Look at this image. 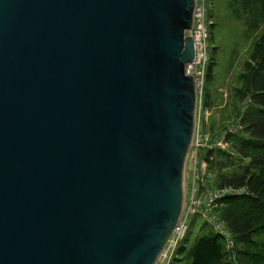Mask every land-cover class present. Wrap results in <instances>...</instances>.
I'll return each instance as SVG.
<instances>
[{
    "label": "water",
    "instance_id": "obj_1",
    "mask_svg": "<svg viewBox=\"0 0 264 264\" xmlns=\"http://www.w3.org/2000/svg\"><path fill=\"white\" fill-rule=\"evenodd\" d=\"M195 0H0V264H156L184 206Z\"/></svg>",
    "mask_w": 264,
    "mask_h": 264
},
{
    "label": "rangeland",
    "instance_id": "obj_2",
    "mask_svg": "<svg viewBox=\"0 0 264 264\" xmlns=\"http://www.w3.org/2000/svg\"><path fill=\"white\" fill-rule=\"evenodd\" d=\"M236 15L237 9H231V0H207L205 54L202 64L193 72L198 82L196 124L184 171V213L189 210L187 204L191 198L200 204L199 211L189 216L184 238L187 247L204 230H214L215 224L227 230L217 210L218 201L224 196L241 193L219 186L222 176L247 163L232 149L234 144L230 141L233 135L248 137L243 114L247 112L251 100V93L248 92L245 101L239 102L238 91L243 89L239 80L244 74L243 66L249 61L253 41L245 33V24ZM218 150L229 154L233 169L225 171L215 167L222 161L214 155ZM225 233L227 244L234 247V238L228 230ZM229 245L227 249L232 251L233 247L229 248ZM176 259L175 254L170 264H174ZM181 262L186 264V260Z\"/></svg>",
    "mask_w": 264,
    "mask_h": 264
},
{
    "label": "trees",
    "instance_id": "obj_3",
    "mask_svg": "<svg viewBox=\"0 0 264 264\" xmlns=\"http://www.w3.org/2000/svg\"><path fill=\"white\" fill-rule=\"evenodd\" d=\"M231 9H237L236 17L245 24V33L253 41L239 80L243 89L238 91L241 103L251 93L243 114L248 137H230L232 149L247 163L235 167L232 176L230 173L219 179L222 189L241 192L224 196L217 204L220 217L234 238V247L228 251L225 239L213 229H201L202 234L190 247L184 240L180 243L174 264L182 260L186 264H264V0H231ZM214 153L222 159L216 168L233 169L228 153Z\"/></svg>",
    "mask_w": 264,
    "mask_h": 264
},
{
    "label": "built area",
    "instance_id": "obj_4",
    "mask_svg": "<svg viewBox=\"0 0 264 264\" xmlns=\"http://www.w3.org/2000/svg\"><path fill=\"white\" fill-rule=\"evenodd\" d=\"M206 5H207V0H195V6L193 12V25L191 30L188 32V36L194 41L195 60L193 64L187 68V73L193 76H194L193 72L196 70V68H198L202 64L201 61L205 54V47L203 43H204V39H206V21H205ZM196 83L198 90L197 79H196ZM199 204L200 202L194 198H191V200L188 201L187 207L189 210H187V214L184 213V209H183V213L179 219V222L174 228L156 264H170V262L174 260L176 251L180 243L183 240H185L184 238L188 229L189 216L194 215L197 211H199ZM224 228L225 231H227L226 227ZM214 230L219 236L224 238L225 241L227 242L225 238L226 233L223 230V227L215 224ZM231 247H233V245L232 246L229 245V248Z\"/></svg>",
    "mask_w": 264,
    "mask_h": 264
},
{
    "label": "bare ground",
    "instance_id": "obj_5",
    "mask_svg": "<svg viewBox=\"0 0 264 264\" xmlns=\"http://www.w3.org/2000/svg\"><path fill=\"white\" fill-rule=\"evenodd\" d=\"M182 213H183V210H182ZM182 215V214H181ZM181 217V216H180Z\"/></svg>",
    "mask_w": 264,
    "mask_h": 264
}]
</instances>
